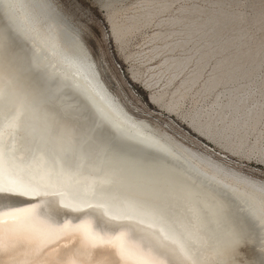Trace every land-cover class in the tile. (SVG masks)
I'll list each match as a JSON object with an SVG mask.
<instances>
[{"label":"bare ground","instance_id":"obj_1","mask_svg":"<svg viewBox=\"0 0 264 264\" xmlns=\"http://www.w3.org/2000/svg\"><path fill=\"white\" fill-rule=\"evenodd\" d=\"M38 2L0 0L1 32L7 25L22 49L14 64L19 69L0 72V184L27 192L33 200L30 206L4 216V220L15 222L4 232L6 242L21 249L16 258L31 260L45 248L76 245L77 253L87 256L103 250L106 259L126 260V264L153 260L168 264L167 258L153 253L154 247H160L172 264H214L233 255L231 242L237 234L230 223L223 221V211L230 207L237 220H243L254 233L258 257H264V193L260 191L264 180L192 152L132 115L109 90L83 37L76 38L83 56L71 55L65 43V27L49 9L38 8ZM192 2L203 5L201 13L237 48L247 51L255 70L254 78L238 79L230 90L218 92L210 108L227 107L238 112L255 105L258 109L264 47L260 6L264 0H248L249 14L234 8L239 0ZM109 21L115 40L122 43L132 31L130 22L125 17L118 22L113 15ZM252 27L260 30V35L251 34ZM160 51L154 43L152 52ZM30 68H39L44 79L34 80ZM161 68L170 74L168 83L181 72L174 70L167 59L150 69ZM154 76L143 79L147 88L158 84ZM168 83L165 85L171 86ZM150 95V102L160 104L165 91ZM102 124L117 139L157 150L170 162L156 175L172 191V207L178 213L173 235L158 232L159 226L151 224L150 217L141 213L130 198L136 193L120 177L134 173L133 162L113 157L96 139L92 129ZM191 124L198 130L209 127L199 122ZM250 153L264 165V154ZM98 220L102 228L97 227ZM226 230L232 231L228 240L223 234Z\"/></svg>","mask_w":264,"mask_h":264},{"label":"snow or ice","instance_id":"obj_2","mask_svg":"<svg viewBox=\"0 0 264 264\" xmlns=\"http://www.w3.org/2000/svg\"><path fill=\"white\" fill-rule=\"evenodd\" d=\"M37 7L47 8L55 14L54 18L66 29V47L71 55L78 58L83 56V52L76 38L87 35V30L94 27L97 14H103L105 22L109 15L116 20L126 17L132 29L128 38L130 48L139 50L144 44L152 51L151 43H145L147 36L161 50L154 53L159 58L153 60V65H160L167 59L174 70H181L173 88L185 85L181 90L183 110L193 112L202 123L211 127L216 145L226 157L239 159L249 150L264 154V47L259 73L261 106L257 109L251 105V110L243 108L238 112L227 107H208L205 102L208 88L223 93L230 90L232 82L238 79L254 78L255 70L247 51L237 48L205 13H201L203 5L192 0H103V3L100 0H39ZM260 7L264 14V4ZM107 28L109 42L115 43L111 25ZM21 50L16 35L5 25L0 34V60L10 62L18 59ZM30 71L37 82L44 79L39 68H30ZM92 132L107 146L113 157L133 162L134 173L120 177L136 193L130 198L141 213L150 217L151 224L159 226L158 232L173 235L178 213L172 207V191L156 175L162 165L170 163L164 154L119 140L103 124L93 128ZM233 146H239L241 151L236 152ZM216 158L219 159L218 156ZM221 162L226 163V160ZM260 191L264 193V188ZM32 203L27 192L0 184V264H126V260L106 259L103 250L94 256L78 254L76 245L71 248H60L59 245L54 249L45 248L38 258L31 260L16 258V252L21 249L7 243L4 232L6 228H13L15 222L4 220V216ZM97 227H103L99 220ZM133 236H136L134 230ZM7 239L10 240L11 236ZM152 250L154 255L167 258L168 264H172L164 249L154 247ZM107 251L112 256L116 255L110 249ZM249 259H258L259 264H264V257H257L254 251L249 254ZM148 264H156V261H149Z\"/></svg>","mask_w":264,"mask_h":264},{"label":"rangeland","instance_id":"obj_3","mask_svg":"<svg viewBox=\"0 0 264 264\" xmlns=\"http://www.w3.org/2000/svg\"><path fill=\"white\" fill-rule=\"evenodd\" d=\"M100 2L103 3V0ZM239 2L240 3L234 7L236 10H245L248 12V14L251 13V8L249 7V9L247 6L248 0H239ZM203 3L204 2L202 1V4ZM109 20L110 15L107 22H105L103 14H97L95 21L93 22L94 27L87 30V35L82 37L93 58L97 62L104 82L108 86L109 90L115 95L116 99L123 103L132 115L146 120L152 127L156 128V130L160 131V133H165L177 144L188 148V150L192 152H196L202 156L208 157V159L211 161L226 165V167L240 171L248 176L264 180V165H261L257 162V160L251 155L250 150L244 152L239 159L226 157L224 152L219 150L220 146L216 145V141L210 126L206 130H198L197 127V129L194 128L195 125L191 123L199 122L202 124V122L193 112H185L183 110V97L180 95L181 90L175 92L177 88H173L174 82H170L171 86L165 85L168 83L167 78L169 79V72L164 68L156 69V71L150 69L151 67L159 66L153 65V60L159 58L158 54L154 55L155 52L149 51L144 47V44L140 45L139 50L131 49L128 43V38L131 32L125 35L122 43L117 40H115V43L109 42L107 28L108 25H111ZM121 20L123 21L124 18L120 19L119 21L122 22ZM254 27H252L253 29H251L250 33L253 35L255 33L254 36L257 37V35H260V30L258 32V29H255L256 27ZM0 34H2L1 29ZM144 40L145 43H151V46H154L155 42L149 41V37L146 36ZM16 61V59H13L10 62L0 60V72H9L13 70V68L19 69L17 66L14 67ZM137 75L138 78H135L134 76ZM152 75H155L154 77H156V80H158V84L156 87L147 88L142 81L143 79L151 78ZM177 76L175 77L174 81L177 79ZM159 91L161 93L165 91V97L163 101H160V104H154L150 102V94L160 93ZM190 91L191 88H188V92ZM208 93L206 92L205 102L208 107H213L214 104L212 102H214L213 100H215V96L218 92L213 90ZM184 95H187V93H184ZM172 103L174 105L176 104L177 107L176 105L174 107L172 106L171 108L167 107V105ZM203 130L206 132L208 131V135L205 134L206 132ZM233 148L236 152L241 151L239 146H233ZM208 153H212V155H208ZM217 156L219 159L216 158ZM225 160L226 163L221 162ZM231 208L232 207H230V210L225 208L223 211V221L230 223L235 229L232 231L237 234L235 235V241L231 242L233 255H230L227 260H221L216 263L259 264L258 259H249V254L253 251L258 257V252L256 250L258 240L254 233H252L248 227L244 225L243 220V223L237 220L236 213L233 212V209ZM237 224L240 226V228L237 227ZM232 231H224L223 234L226 240L229 239L230 233H232Z\"/></svg>","mask_w":264,"mask_h":264}]
</instances>
